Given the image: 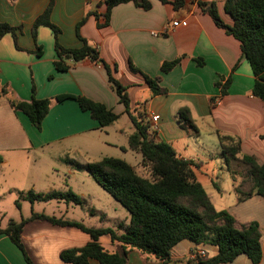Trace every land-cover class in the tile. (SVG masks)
I'll return each instance as SVG.
<instances>
[{
    "label": "crops",
    "instance_id": "obj_1",
    "mask_svg": "<svg viewBox=\"0 0 264 264\" xmlns=\"http://www.w3.org/2000/svg\"><path fill=\"white\" fill-rule=\"evenodd\" d=\"M104 1L54 0L50 22L59 29L58 43L64 48H79L82 43L76 35V26L85 18L78 29L79 37L98 51L99 57L112 70L113 78L126 87L130 111L147 125L149 138L156 143H167L178 158L192 162L194 177L212 205L211 193H215L214 197L224 193L230 197L231 205L223 210L234 218L236 227L249 223L258 226L262 254L257 264H264V198L254 194L240 198L235 188L239 192L251 189V184L243 177L247 167L237 161L231 162L230 169L236 172L232 178L220 153L219 138L229 137L239 144L240 156H252L258 163H264V140L261 138L264 103L251 95L254 76L250 66L241 54L239 42L198 6L200 1L215 2L220 21L231 25V18L223 11V0H184L179 9L173 8L172 0H165V3L148 0V10L132 2L123 3L111 9L107 26L98 27L97 24L104 22L99 19L105 12ZM48 2L0 0V22L17 29L16 45L10 34L0 38V90H3L0 95V194L7 193L0 196V202L13 199V192L66 191V188H54V172L63 171L67 178L76 173L69 168H57L55 162L61 155L68 154L72 150L70 147H77L78 140H87L95 148L93 138L99 139L102 150L125 154L127 138L133 131L129 119L131 129H125L124 108L102 65L86 58L66 71H56L52 31L39 26L35 40L32 38L33 22ZM173 23L176 25L171 27ZM165 28L168 30L163 34ZM37 45L41 46L40 56L33 53ZM174 59H179L178 64L169 72H161V63ZM198 60L202 62L200 65ZM129 62L138 72L130 71ZM144 76L156 79L165 94L152 96ZM226 78L230 82L225 94L220 96V88L215 83L223 84ZM32 86L37 99L63 94L81 96L103 104L119 115V119L98 129L88 112L82 111L75 100L66 99L50 107L41 130H37L23 113L10 106L12 100L29 102ZM181 108L188 110L196 133L180 120L178 110ZM151 114L157 117L155 122L150 120ZM100 155L94 161L103 157L116 158ZM86 159L82 157L78 161L90 162ZM68 210L66 205L58 215L33 211L80 223L67 216ZM100 211L103 210L100 208ZM99 214L104 218L103 212ZM117 221L120 220H115L113 226ZM20 240L32 264H70L60 259V252L82 247L90 238L76 227L31 221L25 224ZM98 241L114 249L107 236ZM198 251L204 253L202 259L217 253L214 246L182 240L172 249V262L166 264H185L187 260H194L192 256ZM0 264H26L21 252L5 234H0ZM88 264L99 263L89 260ZM126 264L162 263L154 257L145 260L137 250H130ZM225 264L251 262L245 255H238Z\"/></svg>",
    "mask_w": 264,
    "mask_h": 264
},
{
    "label": "trees",
    "instance_id": "obj_2",
    "mask_svg": "<svg viewBox=\"0 0 264 264\" xmlns=\"http://www.w3.org/2000/svg\"><path fill=\"white\" fill-rule=\"evenodd\" d=\"M128 2H132L142 10L150 8L148 0H105L104 22L97 26H107L111 9ZM53 4L54 0H49L44 11L34 20L31 28L32 38L35 40L36 29L39 26L48 27L52 31L56 71H66L86 58L102 65L108 82L133 128L127 138V147L130 151L140 154L141 160L138 166L144 174L141 175L136 171L135 166L113 157H103L82 166L94 182L128 212L127 224L117 221L112 228H91L76 221L32 211L29 217L19 222L9 220L4 228H0V234H5L9 238L21 252L26 264L32 262L21 243L20 234L25 224L31 221H45L61 227H76L89 236L90 240L84 246L60 252V259L70 264H88L89 260H95L99 264H126L130 250H137L145 260L154 257L162 264H166L172 262V249L182 240H188L195 245L214 246L217 249L216 255L211 258L187 260L185 264H225L233 261L238 255H245L251 264H257L262 254L258 226L249 223L238 228L228 211H216L194 177L192 162L178 158L167 143H156L149 138L147 125L130 111L126 87L113 78L112 70L99 57L98 51L79 37L78 29L85 18L76 26V35L82 43L79 48H64L58 43L59 29L50 22ZM171 4L174 9H179L184 5V0H172ZM198 6L218 27L239 42L241 54L247 60L254 76L251 95L264 103V0H223V11L231 18V25H225L220 21L215 2L200 1ZM5 34H10L16 45L17 29L0 22V38ZM33 53L40 56L41 46L37 45ZM178 62L179 59H174L161 63V72H169ZM201 63L197 61V64ZM129 69L138 72L130 62ZM144 78L152 96L165 94V90L158 86L156 79L147 76ZM229 82V78H226L223 84L215 83L216 87L220 88V96L225 94ZM1 93L3 90H0V95ZM66 99L75 100L82 111L88 112L97 122L98 129L110 126L119 119V115L103 104L81 96L63 94L37 99L34 96L33 86L29 102L12 100L10 106L14 111L23 113L34 128L41 130L42 121L50 107ZM178 115L191 132H197L186 108L179 109ZM261 138L264 140V134ZM219 145L221 156L232 178H235L236 172L230 169L231 162L237 161L247 167L243 177L251 184V189L247 192H239L235 188L240 198L252 194L264 198V163H258L252 156H240L239 144L229 137H220ZM21 198L31 204L50 200L74 204L84 202L70 190L64 192L53 190L46 193L27 191ZM16 206L19 207L18 201ZM93 212V210L89 211L90 214H94ZM102 236H107L114 244L113 251L107 250L99 243L98 240Z\"/></svg>",
    "mask_w": 264,
    "mask_h": 264
},
{
    "label": "rangeland",
    "instance_id": "obj_3",
    "mask_svg": "<svg viewBox=\"0 0 264 264\" xmlns=\"http://www.w3.org/2000/svg\"><path fill=\"white\" fill-rule=\"evenodd\" d=\"M140 93V92H139ZM138 93V94H139ZM122 121L125 122V129L129 127L131 129L130 123L126 116H123ZM16 130V128H14ZM101 139H105L104 135L101 134ZM77 141L75 140V144ZM93 143L96 146L93 148L91 144L86 140H78L77 147H70L72 150L67 154L64 153L61 155V159L57 160L55 164H57V168H69L74 170L76 176H71L67 178V175L63 171L54 172V184L55 189L62 187L66 188L65 190L72 191L75 195H77L84 202L82 204H74L72 202L66 203L59 200H50L47 202L36 201L33 205L28 201L22 202L23 200L21 196L24 195L13 192L14 198H9L8 200L0 202V225L6 226L9 220H17L15 222H19L23 217L30 216L31 212L35 210L36 212L44 211L47 214H55L58 215L59 212H63L65 206L68 205V217L80 221L85 227L91 228H99V227H109L112 228L115 220H120L124 222H128L129 214L128 212L118 203L116 202L106 191H104L98 184L94 182L91 176L83 169L82 163L78 161L79 158L85 157L86 161H94L100 157V154H109L107 156H114L121 160H124L131 166H135L134 168L141 175L144 172L139 168L138 163L141 160L139 154L131 152L127 149V145H125L126 153L116 152L112 150H102L99 145V139L93 138ZM99 146V148L97 147ZM107 152V153H104ZM104 156V155H103ZM58 169V170H60ZM66 184V185H65ZM70 186V187H69ZM26 193V192H25ZM79 194H83V197ZM212 194L213 199V207L216 211L223 210L231 205L230 197L224 193L221 196ZM7 195V193H1L0 196ZM88 195L90 197H88ZM215 198V199H214ZM16 201L19 203V207L16 206ZM21 204V207H20ZM32 206V207H31ZM100 208L103 211H100ZM93 210L94 214H90L89 211ZM33 211V212H35ZM103 212L104 218L101 219L99 212ZM104 248L109 251H113L112 245L104 244Z\"/></svg>",
    "mask_w": 264,
    "mask_h": 264
},
{
    "label": "built area",
    "instance_id": "obj_4",
    "mask_svg": "<svg viewBox=\"0 0 264 264\" xmlns=\"http://www.w3.org/2000/svg\"><path fill=\"white\" fill-rule=\"evenodd\" d=\"M99 19H104L103 18V15H101L100 17H99ZM176 25V23H173L172 25H171V27H174ZM167 30H168V28H165L164 29V31H163V34L164 33H166L167 32ZM151 35H154L155 36V33H153V32H151ZM99 64V63H98ZM150 120L152 121V122H155L156 120H157V117L155 116V115H150ZM203 256H204V253L202 252V251H198L196 254H194L193 256H192V259H197V258H203Z\"/></svg>",
    "mask_w": 264,
    "mask_h": 264
}]
</instances>
